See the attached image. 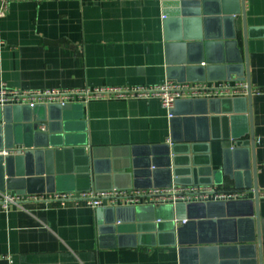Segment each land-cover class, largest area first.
Segmentation results:
<instances>
[{
  "label": "crops",
  "instance_id": "0c3cea01",
  "mask_svg": "<svg viewBox=\"0 0 264 264\" xmlns=\"http://www.w3.org/2000/svg\"><path fill=\"white\" fill-rule=\"evenodd\" d=\"M173 3L157 0L12 2L0 19V86L18 90H80L162 84L170 80L169 65L177 51L176 45L165 40L164 21L166 16L174 15ZM238 27L244 77L248 75L252 90H261V93L252 94L251 106L238 104L239 109L247 108L249 119H242L241 114L214 118L212 136L222 140L231 136L240 138L211 141L209 154L184 153L178 162H183L181 175L185 182L204 183L212 171L225 170L232 172L237 182L250 187L247 190L255 191L256 185L258 192H262L264 0H246L245 18H239ZM244 27L248 34L246 43ZM73 105L70 114H64L63 121V135L71 140V146L52 158L53 169L58 174L55 175L56 193H79L87 188V179L83 176L86 168L82 164L85 156H90L98 165L93 173V188L123 191L133 187L162 188L168 181L167 176H158V187H152L147 170L154 171V166L157 170L161 168L158 162L162 152L174 138L184 140L200 135L197 123L189 132L178 124L172 128L168 112L157 99L111 98ZM221 108L222 112L225 108L231 110L229 104H222ZM186 110L189 107L183 104L180 112L186 113ZM67 116L72 118L66 119ZM36 163L31 164L35 173L30 183L20 180L15 185L18 189L4 193L18 197L45 190L42 177L36 174ZM147 163L152 165L150 169ZM208 164L209 168H203L202 165ZM18 168L22 169V165ZM27 169L26 165L25 172ZM235 185L236 182L224 178L211 186L235 189ZM251 196L255 214L258 211L254 228L240 226L233 220L219 222L218 212H209L211 217H208L200 208L182 207L176 211L179 210L184 220L194 217L199 221L195 218L207 216L205 219L210 223L204 228L198 227L203 229L206 238H217L221 244L251 242L248 240L255 232V244L258 239L261 243L258 264H264V198L259 199L256 209L255 194ZM145 207H137L140 211L134 214H121L119 239L106 231L102 233L100 228L105 227V218L102 216L101 221L98 209L84 204L61 205L44 200L9 205L6 211H0V264H183L181 247L166 230L174 216L173 210L160 206L151 211Z\"/></svg>",
  "mask_w": 264,
  "mask_h": 264
},
{
  "label": "water",
  "instance_id": "95a60500",
  "mask_svg": "<svg viewBox=\"0 0 264 264\" xmlns=\"http://www.w3.org/2000/svg\"><path fill=\"white\" fill-rule=\"evenodd\" d=\"M245 3L246 0L174 1L172 5L175 9L174 15L166 16L167 18L164 21L166 28L165 40L169 44L177 46V51L172 56V65H169L170 80L180 83L247 81L248 95L246 98L184 99L176 101L174 108L170 111L173 115L170 120L172 128L178 124V126H182L185 129V132H189L193 124L197 123L200 127V135L197 138L188 137L184 140L173 139L171 145L166 147V151L162 152L163 156L158 162L161 168L157 170L153 165L152 169L154 171L150 172L147 170L148 182L152 187H158L156 182L158 176H167L168 181L162 186L159 185L162 188H170L173 185L211 186L216 181L229 178L231 181L236 182V190L250 189V187L244 186L243 183L237 182L232 172L228 173L225 170L220 172L212 171L209 178L205 180L207 182L204 183L185 182L181 175V168L183 167L181 164L183 162H178L179 156L184 153L187 155L190 152L189 154L192 153L197 156L201 153L209 154L208 148L211 141L220 142L229 138H240V136H231L222 140L217 136H212L214 134L213 121L215 117H221L220 115L222 114H236L237 116L241 114L242 119L244 117L249 119L247 108L239 109L238 107V104L242 102L251 106L252 101V88L249 76L244 77V62L239 49L241 36L238 21L240 17L242 19L245 18ZM243 34L246 43L248 35L246 27L243 29ZM233 77H236V79L234 80ZM183 104L189 107L186 113L180 112V107ZM222 104H229L230 112L228 108H225L222 112ZM73 107V104L66 106L0 107V152L5 151L8 153L5 156L0 155L1 193L6 192V190L18 189L15 185L20 183V180L22 183L26 181L30 183L34 177L33 173H35L31 169V164L35 162H37L36 174L42 177L40 180L45 183L46 188L45 190L42 189L41 191L30 193H56L55 175L58 174H55L53 169L52 158L59 155L61 149L71 146V140L63 135V121L65 119L64 114H70ZM71 118L69 116L66 117V119ZM230 120L234 121L233 118H230ZM251 140L253 141L252 135ZM199 147H204L205 150H201ZM182 148L187 149V151H181ZM84 152L82 149L81 153ZM39 156H41V159H36ZM82 164L86 168L83 176L85 175L88 186L82 189L81 192L93 190L105 192L115 189L98 190L93 188V173L98 170V165L90 156H85ZM191 164L192 162L190 161L189 165ZM20 165H22V169L18 168L16 170V167ZM26 165L28 166L27 172H25ZM202 166H204L203 168L210 167L209 164ZM146 167L150 169L152 165L147 163ZM242 172L245 173L246 170ZM137 176L135 174V179H137ZM14 178H18V180ZM132 189L134 187L125 190ZM254 189L257 209L259 197L256 185H254ZM180 206L165 205L163 207H169L174 212V216L166 230L175 238L176 245L181 247L180 253L184 261L183 264H187V262L190 264H258V253L261 252V243L258 239V244H255V232L252 238L248 240L251 242L221 244L220 242L222 241L217 238H206L207 235L204 234L203 229H199L198 225H203L204 228L206 224L210 223L209 220L205 219L207 216L195 218L199 221H195L194 217L184 220L183 216L179 215V210L176 211L182 207L190 210L200 208V212L201 209L206 211L208 217H211L209 212H218L216 216L219 222L225 219L233 220L237 221L240 226L244 224L254 228V216L258 215V211L255 214L253 200ZM145 208L151 211L155 210L153 206ZM137 211H140L137 207L99 208L98 214L101 221L105 218V227L100 228L101 232L106 231V233L115 235L116 238L120 239L122 232L120 224L123 223L121 214H134ZM183 220L186 222L181 224ZM158 230L161 231L160 226H158ZM137 232L140 233L139 231Z\"/></svg>",
  "mask_w": 264,
  "mask_h": 264
},
{
  "label": "built area",
  "instance_id": "2783aa9c",
  "mask_svg": "<svg viewBox=\"0 0 264 264\" xmlns=\"http://www.w3.org/2000/svg\"><path fill=\"white\" fill-rule=\"evenodd\" d=\"M27 0H0L1 10L0 19L8 10L12 2ZM37 2L52 0H33ZM79 1H125V0H79ZM165 1H184V0H157ZM260 94L261 90H252V94ZM247 83L232 84L230 82L208 84L200 83H180L167 80L155 86L139 87H97L85 88L80 90H24L12 89L6 85L0 86V107L6 106H48L82 103L87 105L92 101L108 100L111 98L122 99H157L162 107L168 112L171 120L173 115L170 111L174 108L176 101L184 99H214V98H235L247 97ZM3 151L0 155H7ZM255 194L253 190L221 189L213 186H172L170 188H159L150 190H117L98 192H79V193H53L39 195L12 196L0 193V211H6L9 205H21L28 201L57 202L61 205L74 203L84 204L93 210L105 207H141L153 206L160 207L165 205L187 206L191 204H206L216 202H237L246 201ZM259 199L264 198V191L257 193ZM186 221H182L181 224Z\"/></svg>",
  "mask_w": 264,
  "mask_h": 264
},
{
  "label": "rangeland",
  "instance_id": "374dc122",
  "mask_svg": "<svg viewBox=\"0 0 264 264\" xmlns=\"http://www.w3.org/2000/svg\"><path fill=\"white\" fill-rule=\"evenodd\" d=\"M245 83H247V82H245Z\"/></svg>",
  "mask_w": 264,
  "mask_h": 264
}]
</instances>
